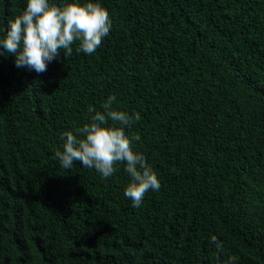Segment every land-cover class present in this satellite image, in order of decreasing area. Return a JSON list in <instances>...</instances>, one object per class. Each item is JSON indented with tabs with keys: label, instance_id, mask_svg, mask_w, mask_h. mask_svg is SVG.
Listing matches in <instances>:
<instances>
[{
	"label": "trees",
	"instance_id": "obj_1",
	"mask_svg": "<svg viewBox=\"0 0 264 264\" xmlns=\"http://www.w3.org/2000/svg\"><path fill=\"white\" fill-rule=\"evenodd\" d=\"M78 2L110 14L95 53L42 74L0 55V264H264V0ZM26 3L0 0V36ZM110 95L161 185L138 208L124 164L55 157Z\"/></svg>",
	"mask_w": 264,
	"mask_h": 264
},
{
	"label": "clouds",
	"instance_id": "obj_2",
	"mask_svg": "<svg viewBox=\"0 0 264 264\" xmlns=\"http://www.w3.org/2000/svg\"><path fill=\"white\" fill-rule=\"evenodd\" d=\"M111 28L110 14L98 2L80 4L76 0L57 5L50 0H27L22 13L8 20L7 34L0 36V46L4 49L0 55L14 54L18 68L42 74L61 52L65 57L70 56L72 45L77 41V52L95 53ZM115 100V95H110L101 104L102 111L90 105L89 121L77 128L75 134L62 133V151L57 150L55 157L65 170L79 161L83 167L96 170L102 178L111 177L116 164H124V171L130 177L124 194L138 208L145 194L158 191L161 185L146 157L132 148V140L138 141L140 136L130 138L125 131L139 120V114L114 110ZM210 243L215 245V255L220 261L224 252L222 242L212 236ZM237 260L238 257L230 256L221 264H236Z\"/></svg>",
	"mask_w": 264,
	"mask_h": 264
}]
</instances>
